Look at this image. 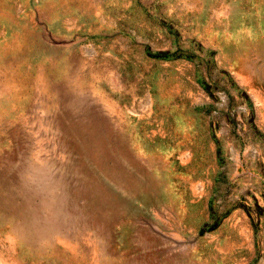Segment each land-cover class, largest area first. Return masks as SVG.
Returning <instances> with one entry per match:
<instances>
[{"label": "rangeland", "instance_id": "rangeland-1", "mask_svg": "<svg viewBox=\"0 0 264 264\" xmlns=\"http://www.w3.org/2000/svg\"><path fill=\"white\" fill-rule=\"evenodd\" d=\"M0 264H264V0H0Z\"/></svg>", "mask_w": 264, "mask_h": 264}]
</instances>
